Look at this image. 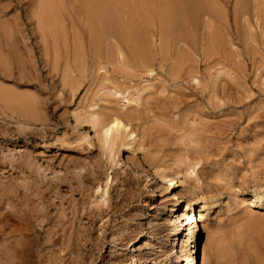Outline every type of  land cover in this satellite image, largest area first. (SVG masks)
<instances>
[{
    "label": "rangeland",
    "instance_id": "rangeland-1",
    "mask_svg": "<svg viewBox=\"0 0 264 264\" xmlns=\"http://www.w3.org/2000/svg\"><path fill=\"white\" fill-rule=\"evenodd\" d=\"M80 1L0 0L3 264H202L204 247L264 264V8L206 0V27L187 0L162 43L155 7L150 23L103 1L90 20ZM134 19L137 39L108 38Z\"/></svg>",
    "mask_w": 264,
    "mask_h": 264
},
{
    "label": "bare ground",
    "instance_id": "bare-ground-1",
    "mask_svg": "<svg viewBox=\"0 0 264 264\" xmlns=\"http://www.w3.org/2000/svg\"><path fill=\"white\" fill-rule=\"evenodd\" d=\"M23 1V0H22ZM33 1V0H32ZM36 1V0H35ZM38 1V0H37ZM78 1H80V0H78ZM103 1H106V3H109L110 5H112V8H113V6H114V8L119 4V6L120 5H128L129 7H130V9L129 10H133L132 8L134 7V8H136L137 10L139 9V11H138V13H136V14H139L138 16V19H140V18H142L144 21H146V22H150L151 21V17H150V12H149V10L151 9V8H153V7H155L156 9H155V11H156V20L153 18V21L152 22H154L155 23V21H156V23L160 26V33H159V37H160V42H162V43H165L166 41H167V39L168 38H172V37H169L170 35V33H169V30L168 29H171L172 31H173V34H174V37L173 38H177L178 37V34H177V31H180V34H179V36L181 35V33L183 32V30L181 29V26H182V24L184 23V20H186L187 22L189 21V20H192L193 21V19L195 18H193V16H192V13H194L195 11H194V9H192V5L190 6H188L187 5V0H84V8H86V13L88 14V16H89V19H90V17H92V11H93V9H95V7L96 6H98V5H100V3L102 2L103 3ZM248 0H239V2L237 1V5L235 6V16H236V18L238 17L237 15L238 14H240V11L243 9V7L245 6V2H247ZM254 1V6H255V8H256V10L257 9H259V8H264V0H253ZM19 2V1H18ZM43 2H45V1H43ZM49 2V1H48ZM80 2H82V0L80 1ZM196 2L197 1H195V4H196ZM201 2V4H202V2L203 1H200ZM250 2V1H249ZM33 3V2H32ZM35 3V2H34ZM52 3V2H51ZM186 3V4H185ZM189 4H190V2H188ZM0 4H2V3H0ZM53 4V3H52ZM82 4H83V2H82ZM193 4V3H192ZM200 4V3H199ZM211 3H209L208 1H206V0H204V2H203V4L201 5V7H199V8H197V9H195L196 11H197V13H198V17H199V15H201L203 18H205V21H203V24L206 26V27H209L210 25L212 26V25H215V23L214 22H216L218 19H220L219 17H217L218 16V14H217V10L215 9V7L214 6H212V5H210ZM213 4V3H212ZM44 5V3H42L41 4V9H43L42 8V6ZM103 5V4H102ZM214 5V4H213ZM250 5V4H249ZM252 5V4H251ZM34 6H36V5H34ZM80 6H82V5H80ZM195 6V5H194ZM8 7V6H7ZM32 7H33V5H32ZM46 7V6H45ZM99 7V6H98ZM109 7V6H108ZM128 7V8H129ZM196 7V6H195ZM4 9H5V6L3 7ZM35 8V7H34ZM47 8H49V5L47 6ZM110 8V7H109ZM190 8V9H189ZM37 9V8H36ZM45 9V8H44ZM44 9L42 10L43 12H44ZM52 9V8H51ZM118 9V8H117ZM120 9V8H119ZM119 9H118V11H119ZM123 9V8H122ZM122 9H120V10H122ZM135 9V10H136ZM245 9V8H244ZM85 10V9H84ZM96 10V9H95ZM105 10V9H104ZM36 11V10H35ZM37 11H38V9H37ZM41 11V12H42ZM110 11V10H109ZM117 11V13L119 14L120 12H118ZM98 12H99V10H98ZM121 12H125L124 11V9H123V11H121ZM154 12V11H153ZM38 13L40 14V11H38ZM38 13H35V14H38ZM94 13V12H93ZM97 13V12H96ZM96 13H95V15H96ZM112 13V12H111ZM110 13V14H111ZM117 13H114V14H116V15H118ZM130 14H131V12H129ZM134 13V12H133ZM196 13V14H197ZM100 14V13H99ZM98 14V15H99ZM102 14V13H101ZM108 14V13H107ZM109 15V14H108ZM107 15V16H108ZM120 15V14H119ZM122 15H123V13H122ZM121 15V17H123ZM133 15V14H132ZM241 15V14H240ZM44 15H42V17H43ZM102 16H104V14L102 15ZM105 16H106V13H105ZM106 16V17H107ZM136 16V15H135ZM49 17V16H48ZM47 17V18H48ZM55 17V16H54ZM52 18V19H55V18ZM85 17H87V16H85ZM94 17H96V16H94ZM99 17H101L100 15H99ZM118 17V16H117ZM126 17V16H125ZM123 18L124 19V22H126L125 20H126V18ZM132 17V16H131ZM88 18V17H87ZM103 18V17H102ZM105 18V17H104ZM193 18V19H192ZM218 18V19H217ZM239 18V17H238ZM237 18V19H238ZM39 19H41L40 17H39ZM51 19V18H50ZM57 19V18H56ZM95 19V18H94ZM108 19H109V17H108ZM111 19V18H110ZM109 19V20H110ZM132 19H133V17H132ZM48 20V19H47ZM91 20V19H90ZM90 20H87V21H90ZM105 20H107V19H105ZM135 20V19H134ZM134 20H128L127 22V24H125V25H123V26H121V28H119L118 27V30H114L115 28H111V27H108V29H106L107 31H106V33L108 34L107 36H109L108 38L110 39V37H114V39L116 40V39H120V40H122V42H123V40H126V38H129V35H128V33H126L125 34V32L126 31H123L124 30V28L125 29H127V31H129L130 30V35H131V38H133V37H138L139 36V34H140V32H139V28H138V26L136 25L137 24V21L135 22ZM155 20V21H154ZM197 21H198V19H196ZM37 21V20H36ZM45 21V20H44ZM93 22H94V20H92ZM118 21V20H117ZM122 20L120 19V22H121ZM195 21V20H194ZM220 21V20H219ZM47 22V21H46ZM91 22V21H90ZM92 22V23H93ZM100 22V21H99ZM123 22V21H122ZM124 22H123V24H124ZM191 22V21H190ZM201 22V21H200ZM221 22V21H220ZM38 23V22H37ZM43 23H45V22H42V24ZM49 23V22H48ZM52 23V22H51ZM151 23V22H150ZM18 24V23H17ZM115 25H116V23H115ZM43 26H46L47 27V23L46 24H43ZM92 26V25H91ZM117 26V25H116ZM126 26H127V28H126ZM140 26V25H139ZM93 27V26H92ZM95 27V26H94ZM93 27V29H96V28H94ZM40 28H41V26H40ZM44 28V27H43ZM47 28H49V27H47ZM51 28V27H50ZM91 28V27H90ZM89 29V28H88ZM98 29V28H97ZM96 29V30H97ZM123 29V30H122ZM129 29V30H128ZM42 30V29H41ZM43 31V30H42ZM94 31V30H93ZM45 32V31H44ZM99 32V31H98ZM89 34V33H88ZM21 35V34H20ZM185 35V34H184ZM90 36V35H89ZM100 36V35H99ZM102 36H104V34L102 35ZM105 36H106V34H105ZM105 36H104V38H105ZM107 36H106V40H107ZM172 36V35H171ZM183 36V35H182ZM95 37V36H94ZM96 37H97V33H96ZM79 38V37H78ZM95 38H93V40H94ZM99 39V38H98ZM105 39H104V42L106 43V41H105ZM134 39V38H133ZM137 39V38H136ZM183 39V38H182ZM112 40V39H111ZM135 40V39H134ZM119 41V40H118ZM140 41V40H139ZM96 42V41H95ZM100 42H101V40H100ZM120 42V41H119ZM97 43V42H96ZM95 43V44H96ZM110 43V42H109ZM98 44V43H97ZM125 44V43H124ZM93 45V44H92ZM100 45V44H99ZM109 45V44H108ZM108 45H106V46H108ZM114 45V44H113ZM162 45V44H161ZM97 46V45H96ZM119 46V48H120V45H118ZM78 47V46H77ZM91 47V46H90ZM109 47V46H108ZM115 47V46H114ZM132 47V46H131ZM140 47H142V46H140ZM47 48V47H46ZM94 48V47H93ZM118 48V47H117ZM83 49V48H82ZM95 49V48H94ZM100 49V48H99ZM107 49H109V48H107ZM162 49V48H161ZM56 50V49H55ZM78 50V49H77ZM96 50H97V48H96ZM95 50V51H96ZM125 50V49H124ZM132 50H133V48H132ZM47 51V50H46ZM54 51V50H53ZM127 50H125V52H126ZM106 52H108V50H106ZM122 51L121 50H118V58L120 59L121 57L120 56H122V53H121ZM124 52V53H125ZM127 52H131V51H127ZM81 53V52H80ZM95 53H98L97 51L95 52ZM111 53H113L112 51H111ZM144 53V52H143ZM69 54V53H68ZM82 54V53H81ZM80 54V55H81ZM86 54V53H85ZM94 54V53H93ZM129 54V53H128ZM131 54H132V52H131ZM131 54H129V57H130V55ZM65 56V55H64ZM69 56V55H68ZM124 56V55H123ZM127 55H125V57H126ZM54 57V56H53ZM83 57V56H82ZM103 57V56H102ZM106 57H108V54L106 55ZM128 57V56H127ZM132 57V56H131ZM2 58V57H1ZM57 58H58V56H57ZM79 58V57H78ZM114 58V57H113ZM59 59V58H58ZM72 59V58H71ZM75 59H76V57H75ZM106 59V58H105ZM53 60V59H52ZM107 60H108V58H107ZM117 60V59H116ZM121 60H123V59H121ZM118 61H120V60H118ZM126 61V60H125ZM124 61V62H125ZM57 62V61H56ZM60 62V61H59ZM70 62V61H69ZM122 62V61H121ZM66 63H67V61H66ZM116 63H117V61H116ZM127 63V62H126ZM125 63V64H126ZM49 64V63H48ZM51 64V63H50ZM120 66H121V63H118ZM52 65V64H51ZM56 65H57V63H56ZM63 65V64H62ZM58 66V65H57ZM56 66V67H57ZM52 67H53V65H52ZM86 67V66H85ZM68 68V67H67ZM54 69V68H53ZM79 71V70H78ZM74 72V71H73ZM65 75H68V74H66L65 73ZM6 93V92H5ZM0 97H1V95H0ZM12 98V97H11ZM1 99H3L4 100V98L3 97H1ZM6 100V99H5ZM13 102H14V100H13ZM12 103V102H11ZM25 103V102H24ZM18 104V103H17ZM11 105V104H10ZM11 107V106H10ZM25 107V106H24ZM27 107H29L28 105H27ZM28 109V108H27ZM37 109V108H36ZM29 110V109H28ZM27 112V111H26ZM15 113V112H14ZM3 114V113H2ZM26 114V113H25ZM19 117V116H18ZM7 118V117H6ZM15 118V117H14ZM94 120V119H93ZM97 120V119H96ZM96 120H95V122H96ZM107 124V123H106ZM122 124L123 123H121V121L117 118V117H115V118H113V120L110 122V124H108V125H106V135L107 136H109V135H111L112 134V132L113 131H118V129L119 128H124L123 126H122ZM98 125V124H97ZM103 129H105V127L103 126ZM114 133V132H113ZM105 134V133H104ZM117 136H118V134H117ZM108 140V139H107ZM133 145V143L132 144H127V145H124V147H126V150H130V149H132V146ZM114 147H115V145H114ZM113 149V148H112ZM115 152V151H114ZM134 164V163H133ZM135 165V164H134ZM133 166V165H132ZM174 181V180H173ZM173 181H171L172 182V184H174L173 183ZM262 199V198H261ZM243 201V200H242ZM188 203H190L192 206H194V205H196L197 203H198V199L196 200V199H194V200H191L190 202H188ZM190 206V205H189ZM179 207V206H178ZM202 210V209H201ZM201 212V211H200ZM199 215H198V218H197V216H194L193 218H192V220L190 221V224H194L195 226V229H196V233H198V229H199V225L198 224H200V223H202L203 222V215H202V213H198ZM6 217V216H5ZM194 229V228H193ZM12 230V229H11ZM176 230V229H175ZM180 230V229H179ZM174 231V230H173ZM57 234H58V232H56ZM194 236V235H193ZM185 240V239H184ZM217 241V240H216ZM10 242V241H9ZM15 243L17 242L18 243V241H17V239H16V241H14ZM217 243V242H216ZM218 243H219V241H218ZM183 244V243H182ZM186 244V243H185ZM14 245H16V244H14ZM18 245V244H17ZM184 245V244H183ZM219 245H222L221 243L220 244H218V246ZM19 246V245H18ZM17 247V246H16ZM183 247V246H182ZM181 247V248H182ZM221 247H223V246H221ZM5 248H7V247H5ZM8 248H9V246H8ZM208 248V247H207ZM11 249H13V248H11ZM20 249V248H19ZM221 249V248H220ZM224 250V249H223ZM2 251V250H1ZM206 248L204 247L203 248V253H202V264H207V261H206V259H207V257H206V255H207V253H206ZM208 251H209V248H208ZM212 251V250H211ZM219 251V250H218ZM9 252H10V249H9ZM23 252V251H22ZM22 252H21V254H22ZM1 253V252H0ZM12 253H14V252H12ZM7 254H9V253H7ZM1 255H2V253H1ZM6 255V254H5ZM10 256H11V254H9ZM23 255V254H22ZM9 256V258L7 257V259H9L8 261L6 260V258L5 259H3V261H7V262H9L10 261V263L12 262V264L15 262V259H14V262L12 261V260H10V257ZM18 256V255H17ZM21 256V255H20ZM12 257H15L14 256V254L12 255ZM2 258H4V256L2 257L1 256V259ZM18 258H20V257H18ZM22 258V257H21ZM52 258V257H51ZM0 259V260H1ZM54 259V258H53ZM196 259V258H195ZM17 260H19V259H17ZM19 261H21V260H19ZM19 261H17L18 263H20ZM55 261V260H54ZM190 261V260H189ZM210 261V260H209ZM208 261V262H209ZM7 262H5L6 264H8ZM49 262H50V260H49ZM137 262V261H136ZM1 263L3 264L4 262H2V260H1ZM0 263V264H1ZM79 262H77L76 264H78ZM69 264V263H68ZM73 264V263H72ZM84 264V263H83ZM190 264H192L191 262H190Z\"/></svg>",
    "mask_w": 264,
    "mask_h": 264
}]
</instances>
